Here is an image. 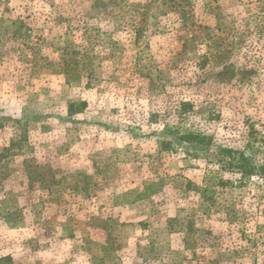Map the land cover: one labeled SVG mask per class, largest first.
Returning a JSON list of instances; mask_svg holds the SVG:
<instances>
[{
  "label": "rangeland",
  "instance_id": "1",
  "mask_svg": "<svg viewBox=\"0 0 264 264\" xmlns=\"http://www.w3.org/2000/svg\"><path fill=\"white\" fill-rule=\"evenodd\" d=\"M0 264H264V0H0Z\"/></svg>",
  "mask_w": 264,
  "mask_h": 264
},
{
  "label": "trees",
  "instance_id": "2",
  "mask_svg": "<svg viewBox=\"0 0 264 264\" xmlns=\"http://www.w3.org/2000/svg\"><path fill=\"white\" fill-rule=\"evenodd\" d=\"M66 71H67L68 77H69L70 79H75V78L78 77V74H77V73H79V72H78L76 66H75V67H72V68H68ZM85 105H86L85 103H82V104H80V107H81V108H84ZM73 109H74V106H73V105L70 106V111H71V112L74 111ZM225 152H226V153H229V160L227 161L229 168H233V167H237V166H239V164L236 163V162H237L236 158H234V157H232V156L230 155L231 152H230V151H226V150H225ZM238 160H239V159H238ZM240 160H241V159H240ZM242 160H243V159H242ZM241 162H242V161H241Z\"/></svg>",
  "mask_w": 264,
  "mask_h": 264
}]
</instances>
